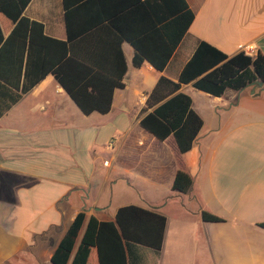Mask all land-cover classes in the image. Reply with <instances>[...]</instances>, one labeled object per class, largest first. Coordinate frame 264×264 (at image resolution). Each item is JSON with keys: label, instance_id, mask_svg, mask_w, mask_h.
<instances>
[{"label": "crops", "instance_id": "crops-1", "mask_svg": "<svg viewBox=\"0 0 264 264\" xmlns=\"http://www.w3.org/2000/svg\"><path fill=\"white\" fill-rule=\"evenodd\" d=\"M82 1L67 0L71 31L101 22L74 51L92 61L99 101L118 77L123 87L112 88L106 112L84 114L49 73L0 116V264H51L83 211L71 258L90 216L113 220L128 204L165 217L154 264H264V86L213 96L181 84L202 120L183 153L172 136L159 140L138 123L159 76L175 81L198 40L227 55L264 54V0H185L193 18L161 71L132 66L131 45L107 22L129 0ZM64 11L62 0H29L22 15L65 40ZM11 27L0 12L3 36ZM177 170L191 178L186 192L171 189ZM201 210L222 220L203 221Z\"/></svg>", "mask_w": 264, "mask_h": 264}, {"label": "trees", "instance_id": "trees-1", "mask_svg": "<svg viewBox=\"0 0 264 264\" xmlns=\"http://www.w3.org/2000/svg\"><path fill=\"white\" fill-rule=\"evenodd\" d=\"M28 1L0 0V12L12 23L7 35L3 36L0 29V116L49 73L84 114L92 110L106 112L112 88L123 87L120 77L109 86L104 102L99 101L98 86L91 79L92 61L74 51L75 43L90 40L91 31L101 21H89V27L76 35L70 29L71 5L62 0L67 34L65 40L55 39L43 33L41 23L22 15ZM122 6L107 22L118 42L125 40L131 45L132 66L146 61L161 71L191 22L193 12L185 0H129ZM124 71L123 65L119 76ZM80 79L83 83H79ZM257 81L264 86V54L249 55L240 50L227 55L198 40L175 81L159 76L145 98L144 114L138 123L159 140L172 136L178 151L183 153L191 147L202 120L191 108L189 95L179 90L181 84L189 83L198 90L220 96L227 89L237 91ZM147 108L150 109L146 111ZM191 182L186 172L177 170L171 189L186 192ZM84 217L83 211L74 215L51 253V264H67ZM200 219L222 220L204 210L200 211ZM257 225L264 229V221ZM164 226V215L132 204L118 207L113 220L98 221L90 216L69 264H154Z\"/></svg>", "mask_w": 264, "mask_h": 264}, {"label": "rangeland", "instance_id": "rangeland-1", "mask_svg": "<svg viewBox=\"0 0 264 264\" xmlns=\"http://www.w3.org/2000/svg\"><path fill=\"white\" fill-rule=\"evenodd\" d=\"M104 156H105V154H104ZM122 191H124V190L122 189ZM125 191H127V189H125ZM129 200L131 202H137V201H139L136 197H132V196L129 198ZM132 200H136V201H132Z\"/></svg>", "mask_w": 264, "mask_h": 264}, {"label": "water", "instance_id": "water-1", "mask_svg": "<svg viewBox=\"0 0 264 264\" xmlns=\"http://www.w3.org/2000/svg\"><path fill=\"white\" fill-rule=\"evenodd\" d=\"M257 84H258V85H261V84H262V82H260V81H257Z\"/></svg>", "mask_w": 264, "mask_h": 264}]
</instances>
